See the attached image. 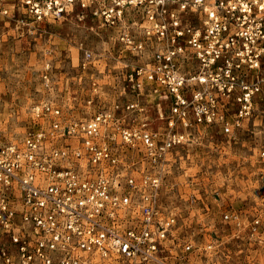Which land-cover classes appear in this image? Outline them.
<instances>
[{
	"label": "built area",
	"instance_id": "1",
	"mask_svg": "<svg viewBox=\"0 0 264 264\" xmlns=\"http://www.w3.org/2000/svg\"><path fill=\"white\" fill-rule=\"evenodd\" d=\"M67 16L95 19L128 55L104 89L83 48L82 90L35 102L22 136L0 142V264H194L201 246L164 178L196 133L233 137L264 113V0H0V23L22 33ZM54 69L46 59L47 88ZM256 209L222 221L263 251Z\"/></svg>",
	"mask_w": 264,
	"mask_h": 264
},
{
	"label": "rangeland",
	"instance_id": "2",
	"mask_svg": "<svg viewBox=\"0 0 264 264\" xmlns=\"http://www.w3.org/2000/svg\"><path fill=\"white\" fill-rule=\"evenodd\" d=\"M83 48L95 55L93 74L99 75L104 89L119 83L123 54L128 53L121 52L113 33L90 16L45 21L33 33L0 23V142L22 136L35 102L65 100L67 93L72 100V94L82 90L84 81L79 83L77 76ZM46 59L55 66L51 88L40 76ZM263 149L264 113L259 111L233 137L205 129L174 150L162 197L177 214L181 235L193 232L201 246L194 264H253L256 257L254 264L263 263L264 249L245 237L231 239L222 221L225 211L250 219L256 208L264 207V162L259 157ZM208 243L212 246L204 251Z\"/></svg>",
	"mask_w": 264,
	"mask_h": 264
}]
</instances>
